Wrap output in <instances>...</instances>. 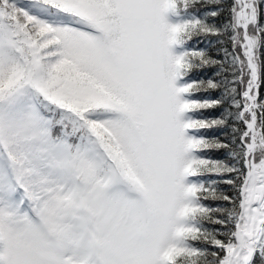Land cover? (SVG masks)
I'll return each instance as SVG.
<instances>
[{
    "label": "snow or ice",
    "instance_id": "snow-or-ice-1",
    "mask_svg": "<svg viewBox=\"0 0 264 264\" xmlns=\"http://www.w3.org/2000/svg\"><path fill=\"white\" fill-rule=\"evenodd\" d=\"M0 264H264V0H0Z\"/></svg>",
    "mask_w": 264,
    "mask_h": 264
},
{
    "label": "trees",
    "instance_id": "trees-1",
    "mask_svg": "<svg viewBox=\"0 0 264 264\" xmlns=\"http://www.w3.org/2000/svg\"><path fill=\"white\" fill-rule=\"evenodd\" d=\"M202 46V45H201ZM210 71V70H209Z\"/></svg>",
    "mask_w": 264,
    "mask_h": 264
}]
</instances>
